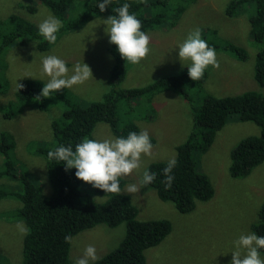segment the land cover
Returning a JSON list of instances; mask_svg holds the SVG:
<instances>
[{
	"label": "trees",
	"instance_id": "trees-1",
	"mask_svg": "<svg viewBox=\"0 0 264 264\" xmlns=\"http://www.w3.org/2000/svg\"><path fill=\"white\" fill-rule=\"evenodd\" d=\"M29 1L31 5L27 6L32 13L37 11V5H41L62 22V27L56 33V41H45L38 35L35 24L26 26V22L20 20L19 23L17 17L13 16L6 20L0 18V60L13 45L26 47L36 43V50L47 51L62 36L79 33L99 20V17L101 19L115 15L112 8L125 2L109 0V5L101 13L95 5L96 0ZM127 2L129 11L136 14L141 22V29L147 33L181 24L183 14L196 0ZM250 5L254 10L250 19V39L259 48L254 79L264 88V0H229L225 15L229 18L237 17L247 11ZM17 22L19 26L15 30ZM216 35L214 29L201 30L202 38L213 48L220 43ZM225 44L237 59L242 62L247 60L245 51L232 43ZM108 50L113 63L107 81L109 90L102 100L83 105L73 99L67 89L62 91L69 94L56 92L49 97L39 96L43 82L29 79L22 81V87L18 86L16 94L14 93L16 104L11 111L5 110V117L14 118L23 114L26 109L48 112L56 106L63 107L61 116L51 120L52 139L39 143L29 142L27 146V151L34 159L43 161L44 174L34 171L36 164H30V170L18 162L14 151L11 152L14 150V136L11 133H2L0 136V155L3 157L0 179L7 178L15 183L0 186V199L10 198L19 203L17 208L4 211L0 216L7 221L23 222L28 230L22 243L23 264H73V240L66 241L65 236L74 239L76 235L102 224L110 228L125 224V236L113 251L91 264H147L145 252L160 245L172 232L169 220L140 221L137 209L133 206V198L128 193H105L93 188L74 176V168L66 169L63 163L47 158V152L60 144H71L74 147L82 138H94L93 132L98 124H107L115 136H126L129 131L139 132L140 129L143 130L141 121H153L157 117L154 104L156 93L175 91L187 100V90H200L206 83V70L199 80L193 81L187 75V68H184L144 86L123 88L122 84L129 80L131 65L120 57L114 44ZM90 65L88 62L89 68ZM66 66L69 68L72 63H66ZM2 87L0 82V91ZM235 114L239 121L257 125L261 129V135L249 137L231 150L230 165L228 172H225L230 179H243L264 163V94L248 91L222 98L207 95L200 104L193 131L176 148L177 158L171 172L174 177L171 186L165 187L163 183L162 169L166 163H151L148 170L156 173V177L148 190H154L161 202L173 204L182 215L194 217L193 211L197 203H207L215 195L214 183L199 168L197 157L200 154L195 152L206 153L213 145L217 132ZM151 143L154 145L153 141ZM126 185L127 180L121 178V189ZM96 197H104L106 201L97 202ZM251 229L264 236V205L259 212L258 223L253 224ZM0 264L5 263L0 260Z\"/></svg>",
	"mask_w": 264,
	"mask_h": 264
},
{
	"label": "rangeland",
	"instance_id": "rangeland-1",
	"mask_svg": "<svg viewBox=\"0 0 264 264\" xmlns=\"http://www.w3.org/2000/svg\"><path fill=\"white\" fill-rule=\"evenodd\" d=\"M228 2L196 0L183 14L182 23L178 26H166L147 32L150 51L139 63H130L129 80L122 84L123 88L144 86L161 76L186 68L182 67L177 57L178 43L197 27L217 32L216 37L220 40L214 48L217 66L209 65L206 69V83L200 90H187V100L175 91L155 94L157 117L153 121H141L140 124L143 130L148 131L150 139L157 138V143L148 156L142 155L141 167L123 177L127 184L136 183L139 187L137 193L128 195L133 198V206L137 209L140 221L166 219L172 223V232L167 238L145 252L147 264H228L232 241L241 233L253 232L251 226L258 223L259 212L264 205V163L243 179H230L226 173L231 150L241 141L261 135L257 125L239 121L236 114L217 132L213 145L206 153L195 152L200 154L197 157L199 168L214 183L215 195L207 203H197L194 217H186L173 204L161 202L154 190H148L149 185L140 186L145 167L148 169L151 163H167L170 158L176 160V146L184 142L193 131L200 104L207 95L222 98L248 91L264 94V88L254 79L256 56L259 54V48L249 34L254 10L250 5L247 11L229 18L225 15ZM27 5H31L29 0H0V18L6 20L13 16L17 17L19 23L20 20L26 22V26H30V23L37 26L42 19L51 15L44 6L37 5V11L32 13ZM101 20L89 24L79 33L62 36L47 51L36 50V43L26 47L13 45L1 57L0 82L3 87L0 91V136L2 133L14 136V150L11 152L14 151V156L25 168L30 169V164H36L34 171L44 174L43 161L34 159L27 151V146L29 142L39 143L52 139L51 120L61 116L63 107L56 106L48 112L31 108L14 118L5 117V110L11 111L16 104L18 84L29 79L46 82L47 77L40 71V57L51 54L62 58L65 63H72V66L83 62L88 65L90 62L92 76L67 90L73 99L83 105L102 100L109 90L107 81L113 60L108 50L112 44L108 41ZM18 26L17 22L14 29ZM225 42L245 51L247 60L242 62L237 59ZM184 63L187 64V61ZM72 66L69 67V75ZM59 93L69 94L62 90ZM93 136L107 138L114 135L109 126L102 123L95 127ZM2 165L3 157L0 155V167ZM6 185L15 183L7 178L0 179V186ZM96 201L102 203L106 198L96 197ZM18 206L19 203L13 199H0V214ZM18 225H22L26 231L21 232ZM27 232L23 222L7 221L0 216L1 261L5 264H23L22 243ZM125 232V224L115 228L102 224L86 230L73 239L71 257L76 259L82 256L84 247L89 244L95 247L98 258L104 257L123 241ZM261 256L264 257V253Z\"/></svg>",
	"mask_w": 264,
	"mask_h": 264
},
{
	"label": "clouds",
	"instance_id": "clouds-1",
	"mask_svg": "<svg viewBox=\"0 0 264 264\" xmlns=\"http://www.w3.org/2000/svg\"><path fill=\"white\" fill-rule=\"evenodd\" d=\"M95 5L103 13L109 5V0H96ZM129 7V3L125 0L119 6L112 8L115 15H110L103 20L100 17L99 19L105 25L104 31L109 43L116 46V51L122 59L134 65L150 51V37L141 29L140 20L134 12L129 11ZM61 27L62 22L55 16L49 15L37 25V32L45 41L52 43L56 41V33ZM176 49L182 67L187 68V75L193 81L199 80L209 65L217 66L216 51L202 38L198 27L189 31L183 41L178 43ZM185 61L188 63L185 64ZM40 71L47 77L39 94L43 97L71 88L92 76L89 66L84 62L74 64L69 75V68L65 61L51 54L41 55ZM18 86L22 87L21 84ZM151 141L156 144L157 138L150 139L147 130L129 131L126 136L86 137L74 147L71 144L67 146L60 144L54 150L50 149L47 152V158L56 163H63L66 169L74 168L76 178L105 193L135 194L139 191L138 185L129 183L121 189L120 179L141 167L142 155L148 156L153 147ZM175 165V158H170L162 169L165 187L171 186L174 179L171 172ZM155 177L156 173L145 167L140 186L150 185ZM18 227L21 232L26 231L22 225ZM65 240L72 241L73 238L65 236ZM261 250H264V236L256 232L241 233L232 241L231 259L228 264H264ZM97 259L95 247L89 244L84 247L82 256L76 258L73 264H91Z\"/></svg>",
	"mask_w": 264,
	"mask_h": 264
},
{
	"label": "bare ground",
	"instance_id": "bare-ground-1",
	"mask_svg": "<svg viewBox=\"0 0 264 264\" xmlns=\"http://www.w3.org/2000/svg\"><path fill=\"white\" fill-rule=\"evenodd\" d=\"M191 103V102H190Z\"/></svg>",
	"mask_w": 264,
	"mask_h": 264
}]
</instances>
